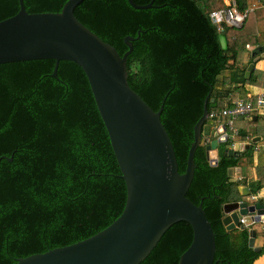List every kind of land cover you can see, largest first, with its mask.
<instances>
[{
  "label": "trees",
  "instance_id": "trees-1",
  "mask_svg": "<svg viewBox=\"0 0 264 264\" xmlns=\"http://www.w3.org/2000/svg\"><path fill=\"white\" fill-rule=\"evenodd\" d=\"M68 1L24 0V6L30 14L58 13ZM133 1L145 6L153 0ZM226 7L223 0H154L152 8L138 10L128 0H85L74 12L121 56L129 50L125 38L137 39L127 60L129 85L155 112L165 100L161 121L180 174L186 172L207 96L215 99L209 112L221 111L237 100L231 94L255 82L238 62L247 46L243 33L258 10L249 11L242 28L222 24L221 30L211 15ZM236 9L247 11L248 0H236ZM19 11L20 0H0V22ZM55 65L54 60L0 65V264L87 240L114 223L126 206V183L85 72L61 61L53 78ZM239 131L238 140L245 139ZM226 148L212 166L206 147H198L187 198L203 204L212 225L214 264H254L264 249L257 253L250 246V231L227 232L223 225V207L241 200L229 169L250 150L228 157ZM260 189L251 185L253 195ZM193 235L188 223L172 226L141 264H179Z\"/></svg>",
  "mask_w": 264,
  "mask_h": 264
},
{
  "label": "water",
  "instance_id": "water-1",
  "mask_svg": "<svg viewBox=\"0 0 264 264\" xmlns=\"http://www.w3.org/2000/svg\"><path fill=\"white\" fill-rule=\"evenodd\" d=\"M84 1L69 0L58 13L30 14L24 0H20L19 13L0 22V65L54 60L53 78L58 77L61 61L73 62L83 69L126 183V206L114 223L95 236L19 259L17 264H141L165 233L182 222L192 227L194 235L179 264H214L217 245L212 225L203 204L196 205L187 198L195 177L198 147L212 138L205 147L210 164L216 166L219 148L228 144L226 127L212 134L213 121L208 119L211 94L194 128L186 172L180 174L173 143L161 121L165 100L155 112L129 85L127 60L137 39L125 38L129 50L121 56L76 18L75 9ZM128 2L135 9L144 10L152 8L154 0L145 6ZM218 27L222 30V25ZM220 40L226 49V37L221 36ZM263 51L264 47L251 55L259 59ZM254 67H248L247 75ZM218 79L217 89H221L223 76ZM225 156L238 155L226 149ZM241 195L249 196V190H241ZM223 215L227 232L245 230L264 222V205L251 204L249 200L230 203L223 207ZM252 235L255 236L254 231ZM253 242L251 239L250 246Z\"/></svg>",
  "mask_w": 264,
  "mask_h": 264
},
{
  "label": "crops",
  "instance_id": "crops-1",
  "mask_svg": "<svg viewBox=\"0 0 264 264\" xmlns=\"http://www.w3.org/2000/svg\"><path fill=\"white\" fill-rule=\"evenodd\" d=\"M227 6V1H224ZM257 3L253 0L252 4ZM257 6V5H256ZM251 1L248 0V10H250ZM258 10V11H256ZM256 12L253 17L249 19L246 32L243 33L244 44L246 50L241 55V60L238 62L240 70H246L247 78L253 75L254 83L247 84L244 91L241 93L235 92L231 94L232 99H242L245 97H256L261 93H264V51L260 54L259 59H254L251 54H253L257 49L253 46V42L264 43V3L262 6L258 5ZM264 46H261L263 48ZM233 64V62H231ZM254 64V70L247 75L248 67ZM254 73V74H253ZM225 103L223 104V106ZM263 121V125L261 123ZM225 123V121H223ZM253 122V123H251ZM238 124V126H237ZM236 127L242 130L244 134H247L245 139L239 140L240 144L237 146L236 151L238 153H244L250 150V154L243 155L241 163L239 166L229 169L230 181L232 183L239 184V191L249 190V196L243 197L241 195V201L249 200L251 204L255 202H261L264 205V114H258L253 116L251 119L241 118L236 123ZM216 126L212 125V134L216 132ZM212 140V138H211ZM223 149V145L219 148V151ZM228 149V148H226ZM239 156V155H238ZM219 157L216 159L219 161ZM257 184L262 187L256 195H253L251 191V185ZM257 197L256 201H251V197ZM245 230L250 231V240L254 239L252 248L255 252L259 253L264 249V222L254 223L251 226H247ZM243 231V230H241ZM255 232V236L252 232ZM233 232V231H232ZM254 264H264V253L261 255Z\"/></svg>",
  "mask_w": 264,
  "mask_h": 264
},
{
  "label": "built area",
  "instance_id": "built-area-1",
  "mask_svg": "<svg viewBox=\"0 0 264 264\" xmlns=\"http://www.w3.org/2000/svg\"><path fill=\"white\" fill-rule=\"evenodd\" d=\"M248 13L249 10L241 13L236 9V0H227V7L211 15V19L217 25L225 24L230 28L240 29L242 28ZM255 98L256 102L237 99L232 101L231 106H227L221 111L209 112L208 119L213 121V124L216 126V131L223 126L226 127L227 131L225 135L228 137V149L236 151L237 146L240 144V141L238 140L240 131L236 127L237 121L241 118L251 119L255 115L264 114V93L259 94ZM223 121H225V123ZM210 142L211 138L205 139L204 146L209 145ZM237 155H239L238 152ZM256 199L257 197L255 196L251 197V201H256ZM241 224H244V220H241Z\"/></svg>",
  "mask_w": 264,
  "mask_h": 264
},
{
  "label": "rangeland",
  "instance_id": "rangeland-1",
  "mask_svg": "<svg viewBox=\"0 0 264 264\" xmlns=\"http://www.w3.org/2000/svg\"><path fill=\"white\" fill-rule=\"evenodd\" d=\"M224 1H227V0H223V2ZM251 1V7H250V10H256V8L258 7V5H260V6H262V4L264 3V0H256V2L257 3H255V4H252L253 3V0H250ZM257 5V6H256ZM263 125V121H262V123H261V126ZM237 126H238V124H237ZM225 145V144H224ZM228 145V147H229V144H227ZM264 149V148H263Z\"/></svg>",
  "mask_w": 264,
  "mask_h": 264
}]
</instances>
